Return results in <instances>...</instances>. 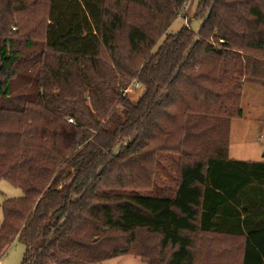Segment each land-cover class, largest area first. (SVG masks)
<instances>
[{
	"label": "trees",
	"instance_id": "obj_1",
	"mask_svg": "<svg viewBox=\"0 0 264 264\" xmlns=\"http://www.w3.org/2000/svg\"><path fill=\"white\" fill-rule=\"evenodd\" d=\"M188 2L0 0V180L23 190L0 257L19 238L22 264H264V160L229 155L264 0H201L200 30L169 33Z\"/></svg>",
	"mask_w": 264,
	"mask_h": 264
},
{
	"label": "rangeland",
	"instance_id": "obj_2",
	"mask_svg": "<svg viewBox=\"0 0 264 264\" xmlns=\"http://www.w3.org/2000/svg\"><path fill=\"white\" fill-rule=\"evenodd\" d=\"M201 0H189L183 9L182 14L171 25L168 32L176 33L183 25L191 26L195 31L200 30L205 17L197 16ZM32 15V14H31ZM31 15L29 17H31ZM33 16V15H32ZM27 29V28H26ZM129 95L134 99L140 96L143 91L141 83L134 82L129 89ZM243 116L235 118L231 122L230 132V157L251 156L256 160L264 159V87L251 82L244 83L242 98ZM248 149V150H246ZM23 190L12 185L7 180H0V202L7 197H19ZM3 218V210L0 207V219ZM146 238V237H144ZM156 238V237H153ZM146 242L148 246L155 247L153 243ZM145 242H140L139 247ZM27 251L26 244L21 239L14 240L0 257V264H22ZM154 256L157 254L154 251ZM215 262L207 264H226L225 260L213 259ZM206 262V259H205ZM99 264H144L139 256L123 255L111 258ZM202 264V263H198ZM236 264V263H235Z\"/></svg>",
	"mask_w": 264,
	"mask_h": 264
},
{
	"label": "crops",
	"instance_id": "obj_3",
	"mask_svg": "<svg viewBox=\"0 0 264 264\" xmlns=\"http://www.w3.org/2000/svg\"><path fill=\"white\" fill-rule=\"evenodd\" d=\"M231 147V146H230ZM246 150H248V149H246ZM229 151H230V148H229ZM231 158H235V159H241V160H252V161H258V160H256V159H254V158H251V156H247V157H245V156H240V157H231ZM260 160H264V159H260Z\"/></svg>",
	"mask_w": 264,
	"mask_h": 264
},
{
	"label": "built area",
	"instance_id": "obj_4",
	"mask_svg": "<svg viewBox=\"0 0 264 264\" xmlns=\"http://www.w3.org/2000/svg\"><path fill=\"white\" fill-rule=\"evenodd\" d=\"M70 120H72V119H70Z\"/></svg>",
	"mask_w": 264,
	"mask_h": 264
}]
</instances>
